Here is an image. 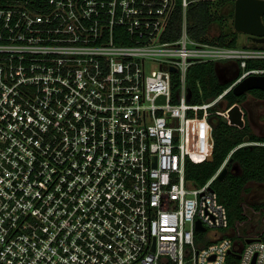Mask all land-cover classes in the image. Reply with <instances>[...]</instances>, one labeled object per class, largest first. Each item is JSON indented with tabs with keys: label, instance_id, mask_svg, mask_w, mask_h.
Returning <instances> with one entry per match:
<instances>
[{
	"label": "built area",
	"instance_id": "obj_1",
	"mask_svg": "<svg viewBox=\"0 0 264 264\" xmlns=\"http://www.w3.org/2000/svg\"><path fill=\"white\" fill-rule=\"evenodd\" d=\"M177 2L0 0V264H264V232L239 236L212 187L228 159L202 185L186 171L189 111L264 74V45L193 38L192 0L169 39ZM210 61L238 69L193 103Z\"/></svg>",
	"mask_w": 264,
	"mask_h": 264
},
{
	"label": "trees",
	"instance_id": "obj_2",
	"mask_svg": "<svg viewBox=\"0 0 264 264\" xmlns=\"http://www.w3.org/2000/svg\"><path fill=\"white\" fill-rule=\"evenodd\" d=\"M235 8V1L232 0ZM214 0H192L187 9V30L195 39H209L210 27L221 21L213 12ZM235 13V11H234ZM183 20V6L178 0L175 13L169 29V39L177 38L181 34ZM230 35V36H229ZM238 31L231 34H219L211 39L222 45L237 46ZM258 45V44H257ZM254 44L253 46H257ZM260 46H263L260 44ZM248 67L264 68V60H253L248 62ZM179 73L173 74L172 90L177 95L181 83ZM232 84L223 82L217 71L215 62L195 63L190 66L187 73V85L192 92L191 102L198 103L210 101L220 95ZM252 93L257 98L264 99L263 89H253L237 96L230 90L224 99L227 101L226 115H220L216 124L207 122L209 115L215 111L211 107L207 112L191 110L187 118V178L197 185L206 183L221 167L226 159L229 171L223 180L216 178L212 187L218 194L219 200L226 205L229 212L230 224L232 226L248 224L253 220L248 211V205L243 200L242 194L246 184L250 181L264 183V145L246 144L242 145L245 138L249 142H264V136L252 132L243 101L247 94ZM233 119L230 120L229 114ZM206 137L208 140V151L206 157L196 156L191 152V147L196 141ZM239 165L241 172L233 171V167ZM222 183V190L219 185ZM252 212L264 215V206H249ZM264 232V228L262 229Z\"/></svg>",
	"mask_w": 264,
	"mask_h": 264
},
{
	"label": "rangeland",
	"instance_id": "obj_3",
	"mask_svg": "<svg viewBox=\"0 0 264 264\" xmlns=\"http://www.w3.org/2000/svg\"><path fill=\"white\" fill-rule=\"evenodd\" d=\"M232 0H214V6H213V12L215 15L218 17H221V21H218L214 23L208 32V37L213 39L214 37H217L219 34H231L235 30L234 27V11L235 8L232 4ZM230 36V35H229ZM239 47L242 46H253L251 42H249L248 35L242 32H239L238 35V44ZM257 45V44H256ZM257 46H260L258 44ZM225 65H222L221 69V74H220V79L223 82L230 81L231 76L234 73L226 72L223 70ZM227 66V65H226ZM249 106H251V113H252V118H259L260 121L264 122V101L261 103L262 105L260 106L257 103V99L253 97V95H247V99L245 101ZM226 106H227V101L225 99H222L220 103H218L216 106L213 107L217 112L213 111L209 117L207 122L210 124H216L218 121V117L220 115H226ZM257 115H260L259 117ZM228 117V116H227ZM230 120L233 119L232 114H229ZM264 132V131H263ZM207 151H208V140L206 137L196 141V143L191 147V152L196 155V156H201V157H206L207 156ZM233 171L240 173L241 168L239 165L233 167ZM220 190H222V183L219 185ZM244 202H246L248 205H252L255 203H259L262 199H264V183H257L255 181H250L247 183L245 190L243 191L242 194ZM248 211L252 214L251 216L253 217V220L244 225H236V231L238 235H245V234H253L255 236H258L262 232V229L264 228V222L262 221L263 219V214L261 213H254L251 210L248 209Z\"/></svg>",
	"mask_w": 264,
	"mask_h": 264
},
{
	"label": "water",
	"instance_id": "obj_4",
	"mask_svg": "<svg viewBox=\"0 0 264 264\" xmlns=\"http://www.w3.org/2000/svg\"><path fill=\"white\" fill-rule=\"evenodd\" d=\"M234 27L236 31L249 35V38L254 43L264 44V0H236ZM171 69L176 71V67H172ZM217 71L220 76L221 68L218 66ZM253 89L264 90V74H251L247 76L237 83L232 88V91L237 96H240ZM164 99V96L160 97V100ZM249 140L247 136L244 141L248 142ZM228 171V167L224 166L217 178L223 180L228 174ZM197 227L198 229H202L200 222Z\"/></svg>",
	"mask_w": 264,
	"mask_h": 264
},
{
	"label": "flooded vegetation",
	"instance_id": "obj_5",
	"mask_svg": "<svg viewBox=\"0 0 264 264\" xmlns=\"http://www.w3.org/2000/svg\"><path fill=\"white\" fill-rule=\"evenodd\" d=\"M248 39H249V42H251L252 44H256V43H254L250 38H249V35H248ZM261 45H264V44H261ZM222 69V68H221ZM237 65L236 64H228L227 66L225 65L224 66V68H223V70H225L226 72H230V73H235L236 71H237ZM249 92V91H248ZM253 95L252 93H248L247 95ZM254 96V95H253ZM254 98L255 99H257V101H259V102H263L264 101V99H261V98H257L256 96H254ZM246 99H247V97H246ZM246 99L243 101V106L245 105L244 104V102L246 101ZM246 103V102H245ZM246 105H247V103H246ZM244 108H245V110H246V113H247V118H248V121H249V119H250V115H249V111L247 110V108H246V106H244ZM252 115V114H251ZM249 183V182H248ZM247 185V184H246ZM246 203V202H245ZM246 205H248L247 203H246ZM252 205H258V206H264V199H262L259 203H255V204H252ZM249 206H251V205H248V209L249 210H251L250 208H249ZM262 221L264 222V216H263V219H262ZM241 225H244V224H241ZM234 228H235V230H236V227L234 226Z\"/></svg>",
	"mask_w": 264,
	"mask_h": 264
},
{
	"label": "crops",
	"instance_id": "obj_6",
	"mask_svg": "<svg viewBox=\"0 0 264 264\" xmlns=\"http://www.w3.org/2000/svg\"><path fill=\"white\" fill-rule=\"evenodd\" d=\"M254 97V96H253ZM257 103L261 106L262 104L257 101ZM243 104V103H242ZM244 106H246L247 110L249 111V115H250V119H249V124L251 125V129H252V132H254L255 134L257 135H261V136H264V122L260 121V115H257L259 118H252V113H251V106H249L248 104L246 105V103L244 102Z\"/></svg>",
	"mask_w": 264,
	"mask_h": 264
}]
</instances>
